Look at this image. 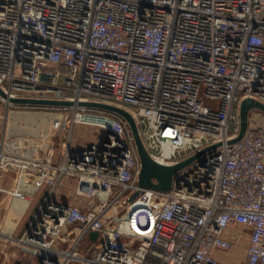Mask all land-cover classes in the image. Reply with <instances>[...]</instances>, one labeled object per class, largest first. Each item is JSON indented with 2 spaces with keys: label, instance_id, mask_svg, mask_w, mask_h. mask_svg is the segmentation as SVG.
<instances>
[{
  "label": "built area",
  "instance_id": "2783aa9c",
  "mask_svg": "<svg viewBox=\"0 0 264 264\" xmlns=\"http://www.w3.org/2000/svg\"><path fill=\"white\" fill-rule=\"evenodd\" d=\"M0 87L10 98L126 109L163 165L220 144L162 192L139 186L130 129L117 118L105 117L100 141L66 144L59 165L52 150L38 160L31 139L1 141L0 177L27 165L52 191L75 178L93 203L45 202L20 240L39 264H227L220 254L243 240L240 264H264V113L251 111L230 144L242 102L264 104V0H0ZM78 225V243L59 250Z\"/></svg>",
  "mask_w": 264,
  "mask_h": 264
},
{
  "label": "crops",
  "instance_id": "0c3cea01",
  "mask_svg": "<svg viewBox=\"0 0 264 264\" xmlns=\"http://www.w3.org/2000/svg\"><path fill=\"white\" fill-rule=\"evenodd\" d=\"M87 115L80 117L86 120ZM93 117V116H91ZM65 112H13L0 130V142L9 139H31L36 148L31 149L38 160H43L49 150L54 152V162L64 163L65 145L74 148L88 146L100 141L104 134L84 122L71 124ZM99 118V117H98ZM70 120V121H68ZM68 121V122H67ZM91 124V123H90ZM35 171L27 165H20L0 177V264H39L41 253L22 244L39 210L47 200L62 202L89 208L86 199L77 196V180L64 178L52 191L47 185L40 184L34 178ZM83 225L67 227L64 241L58 245L59 250H68L78 243ZM93 239L85 235L77 249L81 258L88 256ZM227 264H240L246 258L238 252L220 254ZM60 258V257H59ZM73 264H88L86 261H74Z\"/></svg>",
  "mask_w": 264,
  "mask_h": 264
},
{
  "label": "water",
  "instance_id": "95a60500",
  "mask_svg": "<svg viewBox=\"0 0 264 264\" xmlns=\"http://www.w3.org/2000/svg\"><path fill=\"white\" fill-rule=\"evenodd\" d=\"M0 97L5 101L7 105L11 106H27V107H51V108H72L74 110H98L107 113L116 114L124 119L127 123L137 151L138 158L141 164V170L139 174V186L142 189H155L162 192H169L174 186V180L176 174L184 169L190 167L193 163L198 161L207 152L214 150L220 146L214 145L208 147L201 152L183 160L179 164L168 166L160 164L155 161L148 149L146 148L141 136L139 126L133 117V115L126 109L109 104H103L98 102H75L70 100L50 99V98H10L0 87ZM254 109H258L264 112V104L253 99H247L242 102L241 105V130L238 137L230 142L235 144L241 141L249 128V116L250 112ZM138 194L133 196V199ZM67 206V204H66ZM65 206V207H66ZM93 206L90 204L89 208ZM93 240H96L99 236L98 232L90 233Z\"/></svg>",
  "mask_w": 264,
  "mask_h": 264
},
{
  "label": "rangeland",
  "instance_id": "374dc122",
  "mask_svg": "<svg viewBox=\"0 0 264 264\" xmlns=\"http://www.w3.org/2000/svg\"><path fill=\"white\" fill-rule=\"evenodd\" d=\"M22 112V111H29V112H65L70 118L71 120V124L74 125L77 121V115L80 114L82 116L84 115H87V116H93V117H99V118H102L103 120H106L105 117L107 115H104L102 112L100 111H95V110H84V109H79V110H74L72 108H56V109H47V108H43V109H39V108H35V107H27V106H8L5 102H3L2 100H0V130H2L5 126V123L7 122V119L9 117V115L13 112ZM253 112H256V113H264L258 109H254L252 110ZM109 114V117H112V118H117L119 119L121 122L125 123L124 119L116 114H112V113H108ZM79 117V118H80ZM68 120V121H70ZM81 120V119H80ZM67 121V122H68ZM84 122L85 124H88V125H92L94 126L95 128H97L99 130L98 134L100 135L101 133L104 134L105 132V129H103L102 127L100 126H96V125H93V124H90L88 123L87 121H82ZM109 122V121H108ZM128 126V125H127ZM128 129V128H127ZM131 131L129 132L128 134V138H129V141H130V144L132 145L133 148H135L136 150V147H135V142L131 140ZM15 139V138H13ZM246 248H247V241L246 240H243L240 244V247L239 249L236 251L240 254V257H243V254H245V251H246Z\"/></svg>",
  "mask_w": 264,
  "mask_h": 264
},
{
  "label": "bare ground",
  "instance_id": "6f19581e",
  "mask_svg": "<svg viewBox=\"0 0 264 264\" xmlns=\"http://www.w3.org/2000/svg\"><path fill=\"white\" fill-rule=\"evenodd\" d=\"M86 120L88 123H91L93 125L100 126V127H103V126L105 127L110 124L108 120H103L102 118H98V117L87 116Z\"/></svg>",
  "mask_w": 264,
  "mask_h": 264
},
{
  "label": "trees",
  "instance_id": "16d2710c",
  "mask_svg": "<svg viewBox=\"0 0 264 264\" xmlns=\"http://www.w3.org/2000/svg\"><path fill=\"white\" fill-rule=\"evenodd\" d=\"M18 107H20V106H18ZM35 108H39V109H43V108H47V109H56V108H51V107H35ZM58 109V108H57ZM60 109V108H59ZM95 111H98V110H95ZM100 112H102L104 115H107V116H109V114L107 113V112H103V111H100Z\"/></svg>",
  "mask_w": 264,
  "mask_h": 264
}]
</instances>
